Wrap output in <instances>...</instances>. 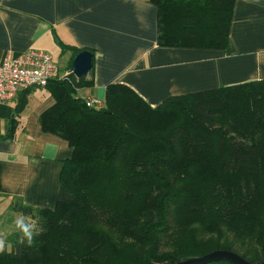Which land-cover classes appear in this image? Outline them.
<instances>
[{"label": "trees", "instance_id": "obj_1", "mask_svg": "<svg viewBox=\"0 0 264 264\" xmlns=\"http://www.w3.org/2000/svg\"><path fill=\"white\" fill-rule=\"evenodd\" d=\"M148 1L157 6L159 45L236 51V0ZM61 45L62 54L82 51ZM92 83L70 72L44 87L56 102L41 126L73 154L55 207L22 205L38 229L15 231L0 264H174L215 250L262 262L264 78L156 106L120 82L107 85L102 106H88L77 92ZM31 89L18 93L17 112Z\"/></svg>", "mask_w": 264, "mask_h": 264}, {"label": "crops", "instance_id": "obj_2", "mask_svg": "<svg viewBox=\"0 0 264 264\" xmlns=\"http://www.w3.org/2000/svg\"><path fill=\"white\" fill-rule=\"evenodd\" d=\"M158 35L157 6L148 0H0V62L8 54L43 50L54 60L67 57L66 66L55 61L68 75L75 56L72 50L62 54L61 42L89 49L93 83L78 89L83 97L104 99L107 85L120 82L156 106L170 96L264 78V0H236L231 55L161 46ZM26 97L20 112V96L0 103V196L15 205L54 208L73 149L41 126L40 115L56 102L48 89L35 87Z\"/></svg>", "mask_w": 264, "mask_h": 264}, {"label": "built area", "instance_id": "obj_3", "mask_svg": "<svg viewBox=\"0 0 264 264\" xmlns=\"http://www.w3.org/2000/svg\"><path fill=\"white\" fill-rule=\"evenodd\" d=\"M62 77L52 54L43 50H29L15 58L8 54L0 62V103H11L22 90L45 87L54 77ZM88 106L100 107L103 100L98 97L85 98Z\"/></svg>", "mask_w": 264, "mask_h": 264}, {"label": "rangeland", "instance_id": "obj_4", "mask_svg": "<svg viewBox=\"0 0 264 264\" xmlns=\"http://www.w3.org/2000/svg\"><path fill=\"white\" fill-rule=\"evenodd\" d=\"M66 59L67 57L55 58V60L60 65L63 66L67 65ZM102 100L104 103V99ZM23 212L24 211L22 205L20 204L15 205L14 202H11L10 199L0 196V249L4 248L5 245H7L8 248L11 246V242H9V237L15 231H19V228L28 225L32 230H34L35 228L36 230L38 229V225H37L38 218L32 214H28V215L24 214L25 215L24 216L22 214Z\"/></svg>", "mask_w": 264, "mask_h": 264}, {"label": "water", "instance_id": "obj_5", "mask_svg": "<svg viewBox=\"0 0 264 264\" xmlns=\"http://www.w3.org/2000/svg\"><path fill=\"white\" fill-rule=\"evenodd\" d=\"M93 57L94 54L89 49L79 52L73 59L71 65L72 72L77 77L87 75L93 67ZM222 260L229 261L233 264H264V260L260 263H253L237 252L231 250H215L203 256L191 257L177 261L174 264H208Z\"/></svg>", "mask_w": 264, "mask_h": 264}, {"label": "clouds", "instance_id": "obj_6", "mask_svg": "<svg viewBox=\"0 0 264 264\" xmlns=\"http://www.w3.org/2000/svg\"><path fill=\"white\" fill-rule=\"evenodd\" d=\"M29 242H31L30 234H29Z\"/></svg>", "mask_w": 264, "mask_h": 264}]
</instances>
